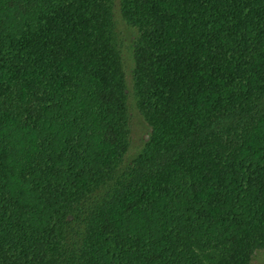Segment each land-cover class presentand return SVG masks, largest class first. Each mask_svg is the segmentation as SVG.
Returning <instances> with one entry per match:
<instances>
[{
    "label": "trees",
    "instance_id": "1",
    "mask_svg": "<svg viewBox=\"0 0 264 264\" xmlns=\"http://www.w3.org/2000/svg\"><path fill=\"white\" fill-rule=\"evenodd\" d=\"M260 251L264 0H0V264Z\"/></svg>",
    "mask_w": 264,
    "mask_h": 264
},
{
    "label": "rangeland",
    "instance_id": "2",
    "mask_svg": "<svg viewBox=\"0 0 264 264\" xmlns=\"http://www.w3.org/2000/svg\"><path fill=\"white\" fill-rule=\"evenodd\" d=\"M130 107L132 109L130 111V149L127 155L133 157L141 149L147 135L148 127L138 111L132 108V105ZM251 264H264V252L260 251L255 254Z\"/></svg>",
    "mask_w": 264,
    "mask_h": 264
}]
</instances>
